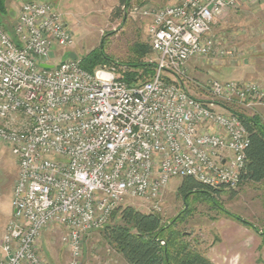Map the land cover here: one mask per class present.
<instances>
[{"label":"built area","instance_id":"obj_1","mask_svg":"<svg viewBox=\"0 0 264 264\" xmlns=\"http://www.w3.org/2000/svg\"><path fill=\"white\" fill-rule=\"evenodd\" d=\"M247 1L134 8L131 14L149 21L156 55L155 73L134 86L114 68L88 72L79 59L50 63L53 49L74 43L53 4L23 3L10 34L0 25V143L18 160L0 264H45L39 242L53 227L65 231L68 264H80L89 233L107 225L126 200L160 212L173 178L213 191L239 188L249 135L220 104L261 105L264 87L212 78L203 87L212 99L201 101L178 75L214 53L213 24Z\"/></svg>","mask_w":264,"mask_h":264},{"label":"rangeland","instance_id":"obj_2","mask_svg":"<svg viewBox=\"0 0 264 264\" xmlns=\"http://www.w3.org/2000/svg\"><path fill=\"white\" fill-rule=\"evenodd\" d=\"M31 1L55 5L73 34L74 43L71 48L52 50L57 55L50 60L52 65L67 59H79L82 62V58L102 46L108 61L95 69L114 68L123 79V74L128 72L126 66L138 56L136 46H149V21L131 14L132 10L160 8L178 3V0H131L127 9H124L119 0H6L8 16L3 23L9 32L12 31L21 5ZM246 3L233 9L234 12L225 11L213 24L211 31L216 39L214 53L204 62H189L184 73L178 75V81L185 85V89L194 98L201 101L212 99L203 88L212 78L221 82H254L264 87V53L261 52L264 46V0H248ZM148 52L144 60L153 63L156 55L150 48ZM250 64L255 66L248 68ZM251 69L256 70L255 72L258 70L259 75L253 77V80L244 78L245 74H251ZM214 70L222 78L216 76ZM145 79L144 76L140 77L141 81ZM222 105L247 117H258L263 122L256 106L246 108L227 102H222ZM216 110L220 112L219 109ZM17 172V158L6 145L0 143V234L12 217L11 192ZM181 183L180 178H173L168 182L162 195L161 210L155 214L161 217L163 225L177 219L176 229L184 233L185 241L200 253L204 254L212 243L215 238L214 227L222 219L249 223L247 228L252 231L264 227V183L244 184L236 191L221 190L216 197V205H212L207 198L193 195L187 201V207L178 194ZM121 207H131L144 214H149L150 211L140 200H126ZM116 223L117 217L112 219L111 224ZM64 235V229L59 227L43 232L39 242V256L43 263H69V253L61 243ZM262 242L264 243V238ZM261 250L263 251V247ZM80 264L126 262L106 242L102 230H97L85 237Z\"/></svg>","mask_w":264,"mask_h":264},{"label":"trees","instance_id":"obj_3","mask_svg":"<svg viewBox=\"0 0 264 264\" xmlns=\"http://www.w3.org/2000/svg\"><path fill=\"white\" fill-rule=\"evenodd\" d=\"M130 1L119 0V3L127 9ZM7 16L6 0H0V25L10 34V30L3 23ZM149 46L143 44L136 46L135 52L138 56L128 63L126 66L128 72L123 74L124 81L128 85L143 84L149 81L155 73L156 65L144 60L149 53L148 48L151 49ZM107 61L101 46L82 58L81 66L85 71L92 72L95 67ZM141 76L146 79L141 81ZM189 95L191 96L190 93ZM220 105L226 112L239 118L249 135L250 143L246 150V165L241 173L240 186L264 183V123L258 117H247L225 105ZM221 192L210 190L190 178L183 179L178 189V194L182 197L185 207L193 195L197 198H207L212 205H216V197ZM115 217L118 218V223L111 224ZM176 220L163 225L159 215L144 214L131 207H120L101 230L106 242L127 264H210L204 254L185 241L184 233L176 229ZM243 223L250 226L249 223ZM160 242L164 245L161 246Z\"/></svg>","mask_w":264,"mask_h":264},{"label":"crops","instance_id":"obj_4","mask_svg":"<svg viewBox=\"0 0 264 264\" xmlns=\"http://www.w3.org/2000/svg\"><path fill=\"white\" fill-rule=\"evenodd\" d=\"M229 12L234 11L230 10ZM261 52L264 53V46ZM253 66L255 65L250 64L248 68H253ZM255 71L253 69L251 74H245L244 78L253 80V77L259 75L258 70ZM213 73L222 78V75L216 70ZM256 109L264 123V104L256 106ZM247 227L243 222L238 223L228 219L220 220L219 224L214 227L215 238L204 252L210 264H264V243L262 242L264 227L255 228V232ZM262 247L263 251L261 250Z\"/></svg>","mask_w":264,"mask_h":264},{"label":"water","instance_id":"obj_5","mask_svg":"<svg viewBox=\"0 0 264 264\" xmlns=\"http://www.w3.org/2000/svg\"><path fill=\"white\" fill-rule=\"evenodd\" d=\"M42 68H44V69H50V68H52V66H49V65H42Z\"/></svg>","mask_w":264,"mask_h":264},{"label":"bare ground","instance_id":"obj_6","mask_svg":"<svg viewBox=\"0 0 264 264\" xmlns=\"http://www.w3.org/2000/svg\"><path fill=\"white\" fill-rule=\"evenodd\" d=\"M50 66V65H49ZM12 193V192H11Z\"/></svg>","mask_w":264,"mask_h":264}]
</instances>
